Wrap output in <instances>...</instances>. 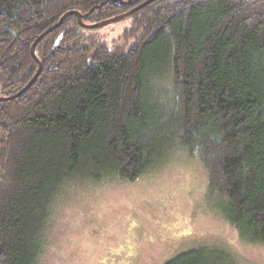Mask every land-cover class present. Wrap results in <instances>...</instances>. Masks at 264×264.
<instances>
[{"label":"trees","instance_id":"1","mask_svg":"<svg viewBox=\"0 0 264 264\" xmlns=\"http://www.w3.org/2000/svg\"><path fill=\"white\" fill-rule=\"evenodd\" d=\"M146 1L0 0V264L40 263L68 187L176 153L264 243V0ZM128 16L112 43L83 25ZM226 261L202 248L167 264Z\"/></svg>","mask_w":264,"mask_h":264},{"label":"rangeland","instance_id":"2","mask_svg":"<svg viewBox=\"0 0 264 264\" xmlns=\"http://www.w3.org/2000/svg\"><path fill=\"white\" fill-rule=\"evenodd\" d=\"M131 23L98 34L112 43ZM211 192L203 164L179 153L133 181H78L55 200L39 264H167L202 248L224 253L225 264H264V243L244 238Z\"/></svg>","mask_w":264,"mask_h":264},{"label":"water","instance_id":"3","mask_svg":"<svg viewBox=\"0 0 264 264\" xmlns=\"http://www.w3.org/2000/svg\"><path fill=\"white\" fill-rule=\"evenodd\" d=\"M150 1H152V0H148V1H146L144 4H142V5H140V6H143V5L147 4V3H149ZM140 6H139V7H140ZM131 12H132V11H131ZM67 14H76V15H78V17H79L80 22L82 21V20H81V16H80V14H79L78 12H76V11H74V12H70V13H67ZM64 17H65V16H64ZM64 17L61 19V21H60L56 26H58V25L62 22V20L64 19ZM116 19H118V17L111 18V19H108V20H104V21H102V22H100V23H97V24H94V25H85V24H83V25L86 26V27H99V26L105 25V24H107V23H109V22L115 21ZM81 23H82V22H81ZM40 38H41V37H39V38L35 41V43L33 44V46H32V53H33V54H34V46H35V44L39 41ZM40 67H41V66H40ZM39 73H40V69H39L38 73L35 75L34 79L30 82V84L36 79V77L39 75ZM0 99H1V98H0Z\"/></svg>","mask_w":264,"mask_h":264}]
</instances>
